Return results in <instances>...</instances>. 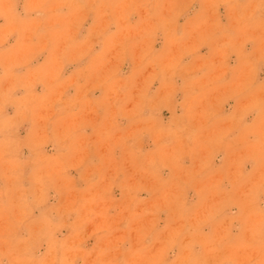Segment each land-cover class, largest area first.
<instances>
[{
  "label": "clouds",
  "instance_id": "clouds-1",
  "mask_svg": "<svg viewBox=\"0 0 264 264\" xmlns=\"http://www.w3.org/2000/svg\"><path fill=\"white\" fill-rule=\"evenodd\" d=\"M0 264H264V0H0Z\"/></svg>",
  "mask_w": 264,
  "mask_h": 264
}]
</instances>
